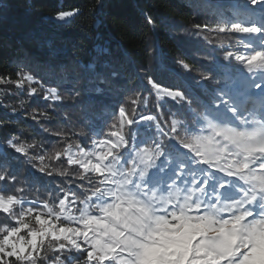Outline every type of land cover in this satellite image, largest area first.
<instances>
[{
  "label": "snow or ice",
  "instance_id": "6c2138e0",
  "mask_svg": "<svg viewBox=\"0 0 264 264\" xmlns=\"http://www.w3.org/2000/svg\"><path fill=\"white\" fill-rule=\"evenodd\" d=\"M238 7L264 13V0H242ZM147 22L155 24L150 16ZM193 27L197 36L238 34L244 51L222 48L219 65L239 68L238 78L210 90L201 105L185 89H166L148 77L152 89L171 98L174 112L164 114L161 105L160 116L135 109L130 115L119 106L107 131L75 132L91 138V148L77 142L75 153L69 145L52 159L78 167L83 193L61 187V195L27 207L19 196L0 194V213L12 218L0 227V264H251L256 258L264 237V18ZM207 43L214 51L213 41ZM177 63L191 71L188 63ZM16 75L0 77V84L21 88L34 81ZM209 79L205 72L203 80ZM36 93L32 87L28 94ZM43 99L61 97L52 88ZM252 101L258 109H249ZM9 146L28 155L22 146ZM36 171L53 175L43 163ZM15 180L0 174V181ZM72 252L79 257L65 256Z\"/></svg>",
  "mask_w": 264,
  "mask_h": 264
},
{
  "label": "trees",
  "instance_id": "16d2710c",
  "mask_svg": "<svg viewBox=\"0 0 264 264\" xmlns=\"http://www.w3.org/2000/svg\"><path fill=\"white\" fill-rule=\"evenodd\" d=\"M228 2L0 0V77L15 80L17 72L34 77L21 88L0 84L30 106V111L20 116L0 110V174L16 177L15 183L0 181V194L19 196L27 207L31 201L61 195V187L83 193L77 187L81 183L78 167L67 165L66 158L61 163L52 157L69 145L76 151L77 142L91 148V138L85 140L74 133L107 131L119 106L130 115L135 109L138 114L160 116L161 105L164 114L174 112L171 98L152 89L148 77L166 89H185L201 105L210 100V90L229 86L238 78L239 68L219 67L224 63L221 49L243 52L238 34L209 31L193 35L196 24L216 27L233 20L248 21L244 12L229 7ZM69 11L75 15L60 22L53 20ZM148 16L154 25L148 24ZM208 39L213 41L214 51ZM209 54L216 58L214 62ZM178 61L188 63L191 71H183ZM205 72L212 79L203 80ZM202 80L206 87L201 86ZM32 87L37 93L30 96ZM52 88L60 100L43 99ZM133 99L138 104H133ZM248 107L258 109L259 103L249 102ZM58 132L67 135H54ZM9 141L24 147L28 155L15 153ZM40 155L45 156L43 162ZM41 163L53 175L37 172ZM20 208L15 206L17 214ZM11 222L12 218L0 213V227ZM68 255L79 257L77 252L65 253ZM70 264H76L75 259Z\"/></svg>",
  "mask_w": 264,
  "mask_h": 264
},
{
  "label": "rangeland",
  "instance_id": "374dc122",
  "mask_svg": "<svg viewBox=\"0 0 264 264\" xmlns=\"http://www.w3.org/2000/svg\"><path fill=\"white\" fill-rule=\"evenodd\" d=\"M209 2L226 4V0H208ZM229 7L239 9L238 4L242 3V0H229ZM245 13L248 16V20L260 21L262 19L258 10L256 12ZM258 13V14H257ZM70 18V17H69ZM68 19V18H67ZM55 22H60L56 17L53 18ZM0 110L4 113H9L12 116H20L30 111V106L23 100L14 97L9 91L0 88ZM72 151V150H71ZM74 151L73 153H75ZM251 264H264V237L261 238L257 245L256 258L252 259Z\"/></svg>",
  "mask_w": 264,
  "mask_h": 264
},
{
  "label": "water",
  "instance_id": "95a60500",
  "mask_svg": "<svg viewBox=\"0 0 264 264\" xmlns=\"http://www.w3.org/2000/svg\"><path fill=\"white\" fill-rule=\"evenodd\" d=\"M8 115H11V114H9V113H7Z\"/></svg>",
  "mask_w": 264,
  "mask_h": 264
}]
</instances>
